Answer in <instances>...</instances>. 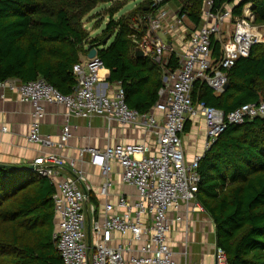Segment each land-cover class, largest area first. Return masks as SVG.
<instances>
[{
	"label": "trees",
	"instance_id": "trees-1",
	"mask_svg": "<svg viewBox=\"0 0 264 264\" xmlns=\"http://www.w3.org/2000/svg\"><path fill=\"white\" fill-rule=\"evenodd\" d=\"M170 1L178 2L180 16H186L195 29L202 24L204 0H167L160 7ZM126 4L0 0V82L43 79L69 95L76 86L73 68L88 57L90 47L97 49V57L110 70L109 82L122 85L127 105L141 114L151 112L160 99L163 72L153 60L136 57L135 41L142 40L157 9L153 0H145L118 17ZM249 4L254 24L264 26V0H215L214 10L231 12L228 23L233 24ZM100 5L110 7L93 14ZM96 18L94 28L107 22L101 33L92 36L86 22ZM225 42L226 38H211L214 59H221ZM178 67V58L171 55L168 68ZM228 85L218 95L198 81L193 101L226 115L246 104L264 103V44L254 46L250 57L236 63L229 71ZM198 170V201L214 220L218 248L225 252L228 264H264V117L229 125ZM54 193V185L35 171L0 165V264H61L53 239Z\"/></svg>",
	"mask_w": 264,
	"mask_h": 264
},
{
	"label": "built area",
	"instance_id": "built-area-1",
	"mask_svg": "<svg viewBox=\"0 0 264 264\" xmlns=\"http://www.w3.org/2000/svg\"><path fill=\"white\" fill-rule=\"evenodd\" d=\"M166 1L153 0L157 12L149 17L150 23L142 40L135 41L163 72L160 99L149 113L141 114L127 105L120 83H116L113 96L99 90V72L104 69V64L97 56L74 66L76 86L69 95L62 94L43 79L27 83L15 79L0 82L1 90L16 93L21 102L34 105V116L38 121L43 116L42 105L50 103L67 109V121L72 117H104L123 125L144 127L157 137L154 149L147 144H117L104 150L86 148L80 151V157L89 154L92 166L101 169V196L109 197L113 186L111 162L120 165L122 182L134 187L137 193L136 198L121 195L116 204L108 202L105 205L104 219L95 220L92 225L94 245L87 243V204L91 187L83 171L77 168L75 161L68 165L56 154H43L34 159L31 163L34 171L53 182L62 177L66 167L71 171L57 182L58 189L52 197L56 214L53 239L61 264H177L168 236L184 217L172 219L170 213L179 211L184 204L187 209L196 204L193 211L205 210L198 201L200 162L229 125H241L247 120L264 117V103L246 104L226 115L205 102L195 103L192 98L194 84L198 81L206 83L216 94H223L229 71L240 59L250 57L254 46L264 44V26L255 25V20L245 14L235 17L234 29L222 45V57L216 60L211 38H220L232 15L223 9L215 11V0H204L203 22L191 33L188 49L177 56L178 69L172 70L168 68L167 58L173 48L163 34H175L178 27L183 26L185 17L162 10L160 6ZM101 85L108 87L106 83ZM156 112L163 114L162 125L158 123ZM197 117H202L206 123L205 151L188 162L182 136L187 122ZM38 121L32 125L29 142L54 147L56 144L50 137L42 136ZM2 131L6 132L7 128L3 127ZM71 134L67 122L59 148L68 143ZM115 234L126 237V242L115 247L112 244ZM215 260L216 264H228L221 249L217 250Z\"/></svg>",
	"mask_w": 264,
	"mask_h": 264
},
{
	"label": "crops",
	"instance_id": "crops-1",
	"mask_svg": "<svg viewBox=\"0 0 264 264\" xmlns=\"http://www.w3.org/2000/svg\"><path fill=\"white\" fill-rule=\"evenodd\" d=\"M169 3L162 6V10H168L173 15L178 14L181 9L178 2L172 1V5H169ZM169 6L172 8H169ZM245 9L243 16L246 15L255 20L251 5H247ZM184 17L183 26L178 27L175 34H163V38L173 48L171 55L176 57L182 55L188 49V39L191 33L196 30L186 16ZM233 29L234 24L227 22L223 27L224 31L220 38H228ZM88 48L90 50V47ZM144 57L152 61L150 54H145ZM170 57L167 58L168 66ZM88 60V57L82 58L81 64L88 62ZM110 75V70L106 68L100 70L101 83L99 84V90L107 93L108 96H113L116 84L109 82ZM102 82L108 84V87L105 85L103 88ZM35 111L36 108L33 104L21 102L16 93L0 89V165L28 167L35 158L43 154L59 155L68 165L71 161H75L77 168L83 171L87 184L91 187L89 192L90 200L87 204L86 233L87 243L94 245L95 237H93L92 225L95 220L101 221L104 219L105 205L108 202L116 204L121 195H126L128 198H136L137 193L134 187L122 182L120 165L117 162H111L110 179L113 186L109 197L101 196L99 194L103 183L101 169L92 166L89 154L86 153L83 157H80V151L86 148L104 150L108 146L117 144H147L154 149L157 137L144 127L127 126L116 120L109 121L104 117H91L88 119L72 117L67 121V109L62 105L44 103L42 105L43 116L39 121L34 116ZM156 113L158 123L162 125L163 114L160 112ZM36 121L40 123L42 136L45 138L50 137L56 144L54 147H46L29 142L30 130ZM67 122L72 130L71 138L64 147L59 148L60 136ZM188 124L187 128L185 127L182 140L186 159L188 162H192L196 156L204 154L207 129L205 120L202 117L189 120ZM3 127L7 128L6 132L2 131ZM69 174H71V171L66 167L62 172V177L56 179V181L63 180ZM48 180L54 185L57 192V182ZM195 206L196 204L190 205L191 209H187L186 204H184L179 211L170 213V218L172 219L176 216L184 217V220L177 223L168 236L175 261L177 264H216L215 255L219 249L216 225L206 210L193 211L192 208ZM114 237L112 244L115 247L120 243L124 244L126 242V237L117 234Z\"/></svg>",
	"mask_w": 264,
	"mask_h": 264
},
{
	"label": "rangeland",
	"instance_id": "rangeland-1",
	"mask_svg": "<svg viewBox=\"0 0 264 264\" xmlns=\"http://www.w3.org/2000/svg\"><path fill=\"white\" fill-rule=\"evenodd\" d=\"M118 1H122V2H127V4L125 5V7L121 10L120 14L118 15V17H120L121 15L128 13L129 11L133 10L136 6H138L141 2L145 1V0H118ZM172 1H170L169 5H172ZM110 7V5H100L94 12L93 14H96L98 12H102L104 13L103 10H105L106 8ZM169 8H172L169 6ZM98 21V18L96 19H92L90 21L86 22V26L88 28L89 31H91L92 36H95L96 34H99L102 32V30L105 27V24L107 22V20L105 21V23L101 26V28H94V25Z\"/></svg>",
	"mask_w": 264,
	"mask_h": 264
},
{
	"label": "water",
	"instance_id": "water-1",
	"mask_svg": "<svg viewBox=\"0 0 264 264\" xmlns=\"http://www.w3.org/2000/svg\"><path fill=\"white\" fill-rule=\"evenodd\" d=\"M105 43H107V41H105ZM135 55L137 58H142L144 57L145 54L140 48H137L135 51ZM96 56H97V49H90L88 58L93 59ZM228 87L229 85L227 84L225 89H227ZM1 166L6 167L11 170H15V171H34L35 170L33 165H30L28 167H19V166H14V165H1Z\"/></svg>",
	"mask_w": 264,
	"mask_h": 264
},
{
	"label": "clouds",
	"instance_id": "clouds-1",
	"mask_svg": "<svg viewBox=\"0 0 264 264\" xmlns=\"http://www.w3.org/2000/svg\"><path fill=\"white\" fill-rule=\"evenodd\" d=\"M163 4H164V3H163ZM246 7H247V6H246ZM246 7H245V8H246ZM251 7H252V6H251ZM245 8H244V9H245ZM245 10H246V9H245ZM244 13H245V11H244ZM137 47H138V46H137ZM104 68H105V67H104Z\"/></svg>",
	"mask_w": 264,
	"mask_h": 264
}]
</instances>
